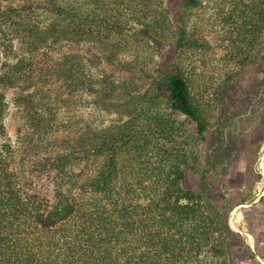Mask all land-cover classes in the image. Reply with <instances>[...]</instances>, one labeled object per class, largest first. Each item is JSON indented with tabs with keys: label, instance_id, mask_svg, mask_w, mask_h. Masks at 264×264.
I'll return each mask as SVG.
<instances>
[{
	"label": "trees",
	"instance_id": "1",
	"mask_svg": "<svg viewBox=\"0 0 264 264\" xmlns=\"http://www.w3.org/2000/svg\"><path fill=\"white\" fill-rule=\"evenodd\" d=\"M180 2L170 17L164 0H0V48L16 53L0 63V86L14 90L28 116L24 150L16 158L0 150V264H224L223 248L211 244L219 215L186 183L207 124L181 68L156 69L149 88L132 94L137 80L116 85L83 55L50 48L98 40L119 52L131 44V24L140 26L132 34L139 43L195 47L182 20L199 0ZM251 2L255 10L239 6L240 26L228 30L235 58L244 54L238 44L264 31V0ZM106 88L129 97L125 120L105 129L54 121L49 93L59 107ZM3 109L0 95V119Z\"/></svg>",
	"mask_w": 264,
	"mask_h": 264
},
{
	"label": "rangeland",
	"instance_id": "2",
	"mask_svg": "<svg viewBox=\"0 0 264 264\" xmlns=\"http://www.w3.org/2000/svg\"><path fill=\"white\" fill-rule=\"evenodd\" d=\"M250 2L239 6L250 13L256 7L253 2L248 7ZM232 3L199 0L185 12L182 26L188 38L197 39L195 47L179 49L172 38L157 46L145 39L139 43L132 34H138L140 26L131 24V44L119 52L98 40L77 44L63 41L50 48L55 55H83L93 74L113 79L116 85L137 80L132 94L149 88L148 77H155L156 69L170 67L171 63L181 68L195 100L202 105L207 124L204 139L193 144L194 158L186 170V183L219 215L220 225L211 244L216 245V240L223 248L224 264H264V31L248 44L237 45L243 47L244 54L232 56L228 30L239 25V6ZM163 6L170 17L182 11L180 0H164ZM231 21L235 22L231 25ZM109 53L114 54L112 60H108ZM15 55L0 48V63ZM105 91L78 93L66 105L60 102L59 107L49 93V103L56 107L54 121H68L77 127L91 123L105 129L125 120L122 106L129 98L126 92L120 88ZM0 95L4 101L0 150L6 152L8 147L16 158L24 150L23 124L28 116L14 104L13 89L0 86ZM177 122L189 130L194 127L183 117Z\"/></svg>",
	"mask_w": 264,
	"mask_h": 264
}]
</instances>
